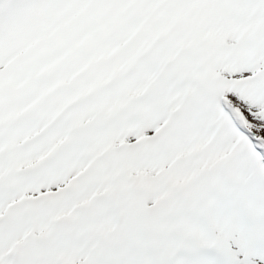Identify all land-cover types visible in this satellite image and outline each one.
<instances>
[{
    "label": "snow or ice",
    "instance_id": "snow-or-ice-1",
    "mask_svg": "<svg viewBox=\"0 0 264 264\" xmlns=\"http://www.w3.org/2000/svg\"><path fill=\"white\" fill-rule=\"evenodd\" d=\"M0 264H264V0H0Z\"/></svg>",
    "mask_w": 264,
    "mask_h": 264
}]
</instances>
